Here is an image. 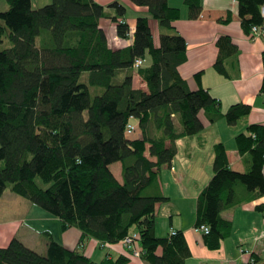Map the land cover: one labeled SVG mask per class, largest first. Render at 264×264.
I'll list each match as a JSON object with an SVG mask.
<instances>
[{
    "label": "trees",
    "instance_id": "obj_1",
    "mask_svg": "<svg viewBox=\"0 0 264 264\" xmlns=\"http://www.w3.org/2000/svg\"><path fill=\"white\" fill-rule=\"evenodd\" d=\"M5 1L0 44L7 38L10 45L0 50V196L9 187L58 217L62 229L75 226L81 231V244L90 238L117 243L135 232L145 264H185L190 249L175 237L177 231L166 237L154 234L155 205L166 197L146 194L144 189L156 181L160 166L171 164L175 140L204 129L200 111L210 123L223 119L236 125L250 113L251 105L235 102L223 111L206 89H189L178 71L186 61L185 39L168 32L180 18V8L170 6L169 0H131L148 8L162 32L155 47L148 17L138 16L134 42L125 48L110 47L100 27V20L109 18L118 37L128 36V24L120 21L126 9L118 2L105 7L95 0H50L33 8L31 0ZM235 1L246 34L251 36L253 25L264 29V0ZM184 5L187 17H198L200 0H184ZM109 9L115 13L110 15ZM216 45L213 68L228 77L225 60L238 47L225 35ZM138 56L147 63L135 69ZM261 57L264 67V51ZM134 73L147 84V92L133 86ZM261 89L264 93V85ZM134 120L136 126L127 134L126 126ZM136 127L140 138L132 136ZM245 131L237 134L236 144L240 154H250L249 167L234 170L225 145L215 143L213 174L197 197L195 225L209 226V233L203 234L208 248H218L232 231V221L222 216L224 210L264 195V125L250 124ZM115 162L121 163L122 182L110 170ZM256 208L264 211L262 204ZM46 236L45 254L11 239L0 247V264L130 260L120 255L97 262L82 249H67L49 233ZM245 264L264 261L253 257Z\"/></svg>",
    "mask_w": 264,
    "mask_h": 264
},
{
    "label": "crops",
    "instance_id": "obj_2",
    "mask_svg": "<svg viewBox=\"0 0 264 264\" xmlns=\"http://www.w3.org/2000/svg\"><path fill=\"white\" fill-rule=\"evenodd\" d=\"M42 1H35L36 8L44 5L45 2ZM95 1L105 7L112 2H118L126 9L122 20L128 24L130 31L125 39L118 37L112 20L109 18L100 20V27L106 32L110 47L125 48L133 44L138 16L148 17L153 44L155 47L160 44L162 30L157 19L150 16L148 8L133 4L131 0ZM31 2L35 8L33 0ZM168 3L172 7L180 8V18L172 23L173 29L168 32H177L185 39L186 61L180 64L178 71L189 89H206L221 102L223 111L235 102L248 103L251 110L247 116L238 119L236 125H229L223 119L210 123L204 111H200L199 117L204 129L193 136H183L175 140L177 151L171 164L160 166L156 173V181L144 189L146 194H161L166 197L164 201L155 205L154 234L166 237L171 235V230L177 231L175 237L187 243L190 249L191 255L185 264H245L253 257L263 262L264 211H259L256 206L262 204L264 207V195L222 212L223 218L232 221V231L228 237L220 240L218 248H208L203 233L195 232L193 227L196 224L197 197L213 174L215 143L221 142L225 145L229 164L234 170L245 171L249 167L250 154L238 152L236 136L246 132L250 124L264 125V93L261 91L264 85V67L261 62L264 31L253 37L242 30L238 4L235 0H200L202 9L197 18L187 17L188 9L184 5V0H169ZM262 11L264 14V6ZM109 13L113 15L114 9H109ZM221 35L231 37L238 47L237 52L225 60L228 77L219 74L213 68L219 52L216 41ZM145 62L147 63V59ZM132 84L145 92L148 91L147 84L138 73H134ZM132 123L136 126V120ZM174 125L177 131L182 130L177 117H174ZM140 135L141 131L136 127L132 136L140 138ZM226 138H229V144L226 143ZM166 143L169 144V140ZM117 163L120 162L112 163L109 167L116 180L122 182L121 163L115 170L112 169V165ZM262 173L264 175V165ZM35 205L11 191L5 190L2 193L0 247H5L16 237L25 246L45 254L48 238L42 242L40 238L41 235L49 233L51 238L60 242L63 247L72 250L82 249L87 257L97 262L104 258L113 260L120 255H126L130 259L126 264H145L141 257L133 256L122 242L102 244L90 238L81 244L80 229L75 226L62 229L60 219L45 210L46 214L50 215L37 216ZM49 220L52 222L56 220L57 230L48 228ZM135 245L140 248L137 242Z\"/></svg>",
    "mask_w": 264,
    "mask_h": 264
},
{
    "label": "built area",
    "instance_id": "obj_3",
    "mask_svg": "<svg viewBox=\"0 0 264 264\" xmlns=\"http://www.w3.org/2000/svg\"><path fill=\"white\" fill-rule=\"evenodd\" d=\"M261 14L264 17L263 11H261ZM121 23L124 22L123 20H120ZM264 31V29H262L260 26L257 25H253L252 29H251V36L254 37V35H260L262 32ZM129 34V32H128ZM145 58L143 57H136L134 60V68L137 69V67L143 66L145 64ZM126 133L129 134L134 130V124L130 121L128 122L127 126H126ZM195 232H201L203 234H208L209 233V226L205 225V224H198L195 225L193 227ZM171 235H175L176 232L174 230L170 231ZM137 237L136 233L133 232L131 234H129L128 236H126L125 238H123V240L121 241L124 246H126V248L128 249V251H130L132 253V255L134 256H139L140 254V250L139 248H137V246L135 245L136 242L135 238Z\"/></svg>",
    "mask_w": 264,
    "mask_h": 264
},
{
    "label": "rangeland",
    "instance_id": "obj_4",
    "mask_svg": "<svg viewBox=\"0 0 264 264\" xmlns=\"http://www.w3.org/2000/svg\"><path fill=\"white\" fill-rule=\"evenodd\" d=\"M35 1L36 0H33V2L35 3L34 6L36 8L37 3ZM42 2H45L44 5H46V4H48L50 2V0H43ZM7 8H8V3H6L5 0H0V11H5V9H7ZM9 45H10V42L8 41V39L7 38H4V41L0 44V50L9 47ZM92 95H94V94H92ZM226 143L229 144V138H226ZM118 166H120V163L119 164L118 163L117 164H113L112 165V169L115 170L116 167H118ZM6 191L7 192H10L9 187L6 188ZM36 209H37V213H36L37 216H39L40 214H42V216L50 215V214H46L47 212H45L39 206H36ZM50 217H52V216H50ZM52 219H54V217H52ZM47 224H48V228H51L52 230H57V227H56L57 226V222H56V220H54V222H52L51 220H49L47 222ZM42 225H44V222L42 223ZM40 239H41V242L42 241H46L47 240V236L46 235H41V238Z\"/></svg>",
    "mask_w": 264,
    "mask_h": 264
}]
</instances>
